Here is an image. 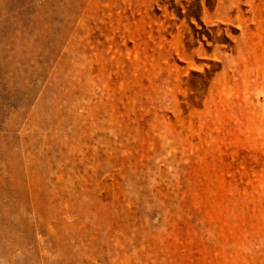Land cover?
I'll use <instances>...</instances> for the list:
<instances>
[{
    "label": "rangeland",
    "instance_id": "374dc122",
    "mask_svg": "<svg viewBox=\"0 0 264 264\" xmlns=\"http://www.w3.org/2000/svg\"><path fill=\"white\" fill-rule=\"evenodd\" d=\"M0 264H264V0H0Z\"/></svg>",
    "mask_w": 264,
    "mask_h": 264
}]
</instances>
